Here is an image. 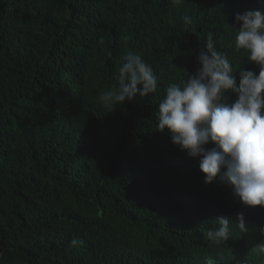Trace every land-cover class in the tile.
Segmentation results:
<instances>
[{
	"label": "trees",
	"instance_id": "trees-1",
	"mask_svg": "<svg viewBox=\"0 0 264 264\" xmlns=\"http://www.w3.org/2000/svg\"><path fill=\"white\" fill-rule=\"evenodd\" d=\"M249 9L264 3L0 0V264H264V206L205 183L155 116L166 87L200 67L208 32L237 83L239 69L259 73L235 44ZM129 53L158 89L111 110L98 97ZM218 216L231 237L214 244Z\"/></svg>",
	"mask_w": 264,
	"mask_h": 264
},
{
	"label": "clouds",
	"instance_id": "clouds-1",
	"mask_svg": "<svg viewBox=\"0 0 264 264\" xmlns=\"http://www.w3.org/2000/svg\"><path fill=\"white\" fill-rule=\"evenodd\" d=\"M171 3L177 6L184 0ZM183 19L192 23L187 15ZM234 19L239 25L233 26L238 29L236 48L247 53L248 62L259 66V73L239 69L237 83L238 68L234 71L227 54L217 49L214 34L208 32L196 56L200 67L166 87L157 105L156 130L169 131L174 145L189 158L199 159L205 183L228 186L246 206H264V10H245ZM114 79V87L98 97L111 110L158 89L152 66L140 54L125 56ZM229 93L236 96L234 101ZM209 144L214 146L206 147ZM215 220L217 227L205 235L210 243L219 244L231 237L232 219L218 216ZM237 221L244 229L243 213H237ZM70 244L75 248L83 241L72 239Z\"/></svg>",
	"mask_w": 264,
	"mask_h": 264
}]
</instances>
